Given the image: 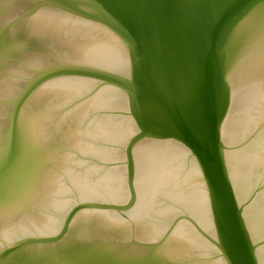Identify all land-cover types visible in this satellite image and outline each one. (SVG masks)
Returning <instances> with one entry per match:
<instances>
[{
  "label": "water",
  "instance_id": "obj_1",
  "mask_svg": "<svg viewBox=\"0 0 264 264\" xmlns=\"http://www.w3.org/2000/svg\"><path fill=\"white\" fill-rule=\"evenodd\" d=\"M80 82L101 84L149 137L184 142L226 263L264 264V0H0V131L48 85ZM129 202H78L60 231L0 248V264H81L20 249L57 242L76 212Z\"/></svg>",
  "mask_w": 264,
  "mask_h": 264
},
{
  "label": "bare ground",
  "instance_id": "obj_2",
  "mask_svg": "<svg viewBox=\"0 0 264 264\" xmlns=\"http://www.w3.org/2000/svg\"><path fill=\"white\" fill-rule=\"evenodd\" d=\"M79 84L48 85L27 102L24 120L12 128L8 138L4 142V139H0V228H7V231L4 232L8 234L11 231L8 228L11 227L13 221L22 223L25 220H33L34 207L38 203L40 204V201L47 204L51 200L50 191L52 194L58 193L57 185H49L46 180L52 168L55 171L54 167L61 168L63 166L66 145L76 144V150L82 155L94 153L99 156L113 157L114 152L111 151L110 145L109 151L100 149L104 151L102 152L97 150L95 146H89L88 141L93 137L99 143L108 144L122 141L132 132L135 133L134 125L128 118L123 120L122 127L115 128V130L107 124L104 126V123L99 125V121L89 122L92 120L90 113L92 114L95 109L102 108L105 110L110 106L123 107L122 103H118V98L112 103L108 99L105 100L103 96L105 93L100 88V92L98 90L81 108L76 109V114L67 119L65 125L59 127L60 133L58 129L56 130L58 127H53V134L49 135L50 120L48 117L52 110L49 103L54 98L59 100L63 92H75L74 90L78 89ZM129 110L138 126V131L134 135L132 134L126 149L131 167L128 180L130 186L135 169L131 165L128 148L142 138V141L149 143L143 149L142 155L144 157V165H142L144 172L141 188L146 191L147 195L141 201L137 197L136 202L133 203V207L136 206L135 212L132 211L134 213L132 227L135 237L137 239L147 238L148 240L151 239L150 237L154 238L159 229L151 224L152 221H148L149 218L154 217L151 214H163L169 209L177 208L189 215L186 217L190 222V218L193 217L194 222L201 227L194 223L202 232L204 239L196 235L185 220H181L173 226L171 232L168 230L158 239V247L155 243L156 248L153 246L151 251L144 256L138 252L137 244L120 246L118 250L122 253L119 254L118 250L111 253L112 247L107 242L102 246L95 244L97 246L85 249L82 246L87 243L101 240L102 235H111L115 232L114 229L117 225L116 219L113 217L97 212H85L76 216L75 221L71 224L72 228L69 229L68 227L66 234L58 242L51 245L26 246V248L23 247L22 251L49 253L58 261L71 256L74 261H81V264H95V262L100 261V258L108 256L116 258L118 255L122 257L125 264H227L222 251L221 237L220 234H217L218 223L216 218L214 219L213 207L210 198L208 199L209 195L206 193L207 189L200 168L184 142L165 136L163 138L149 137L154 134L131 108ZM114 121L116 122V120ZM59 136L61 137L59 138ZM105 144L102 145L105 146ZM140 144H144V142H140ZM140 144L136 147H139ZM184 153L188 154L186 160H183ZM86 172L81 173V175L76 174V186L84 194L93 192V187L99 183L97 178L88 181L85 178ZM112 178L107 175L101 181L110 182ZM140 183L138 182V184ZM51 187L55 191L49 189ZM137 187L139 186L137 185ZM130 191L132 200L135 197L133 191ZM111 193L113 192L111 191ZM131 200L130 202L133 201ZM209 201L211 207L208 210ZM21 219L24 220L21 221ZM169 226L168 228H170ZM126 229L123 234L126 233Z\"/></svg>",
  "mask_w": 264,
  "mask_h": 264
},
{
  "label": "rangeland",
  "instance_id": "obj_3",
  "mask_svg": "<svg viewBox=\"0 0 264 264\" xmlns=\"http://www.w3.org/2000/svg\"><path fill=\"white\" fill-rule=\"evenodd\" d=\"M90 83L80 82V84L78 85V89L74 90L75 92L73 91H70L71 93L63 92L64 94L62 93L63 96L61 95L62 97L60 96L59 100H57V98H54L52 100L53 102L51 101L49 103L52 106L51 107L52 110L50 113L51 115H49L48 117L49 118L48 120H50L49 126H48L49 135L53 134V127H58L56 128V130L58 129L60 133L61 130L59 127H62L63 125H65L66 123L65 121L69 118H72L76 114V109L81 108L89 100V98L92 97L100 88H102L101 89L103 90L102 92L105 93V95H103L105 100L108 99L109 101H111V103L115 102L114 100H116L117 97L114 96L111 92H109L106 88H103L101 84L99 85L98 82L96 83L90 82ZM67 84H71V83H67ZM101 90H99L98 92H100ZM118 103L119 104L122 103L123 107L121 108V107H111L110 106V108L108 109L105 108V110L102 108L95 109L94 111H92V114L90 113V117H92V120H90L89 122L99 121L98 122L99 125L101 123H104V126L107 124L111 129L113 128V130H115V128L122 127L124 123L123 120H125V118H128L133 123L134 125L133 130H135V133H136V131H138V126L136 124L137 121L135 120L134 116L131 114L129 107L126 104H124L121 100H118ZM27 104L28 103L24 104L21 108H19V113H17L14 127L20 121L24 120L25 108ZM102 117H103V120H102ZM8 119H9V116L4 117L1 131H0V139H4L3 142L8 138V134L6 135V132H8ZM114 120H116V122ZM110 123H113V124L111 125ZM135 133L132 132L133 135ZM132 134L127 136V138H125L122 141L119 140V141L111 142L108 144H105L102 142L99 143V141L93 139V137L91 138L90 141H88L89 146L90 145L95 146L97 150L102 151V152H104L105 150L109 151L111 147L112 149L111 151L114 152L113 157H107L108 155L99 156L94 153L88 154V155L87 154L82 155L80 152H78V150H76V146H75L76 144L66 145L64 149L65 151H64L63 159L65 162L63 166H61V168L54 167L55 171H53L54 169L52 168V170L49 173V177L46 180L48 181L49 185H52V184L57 185V189H59L58 193L52 194L50 191L49 195H51V200L47 202V204L42 203L40 201L41 205L38 203L34 207L33 209L34 214L32 215L33 220L32 219H30L29 221L25 220L22 223H18V221H13L11 227L8 228V229H11V231H9L10 234L4 232V231H7V228L6 229L0 228V248H2L3 246L4 247L11 246L15 242V240H17L20 237L26 236V235L51 234V233H56L60 231L64 223V219H65L67 212L70 210L72 206H74L78 202L79 203L88 202V201L99 202V203L100 202H111V203L126 205L125 203L128 200H131L130 190L133 191L132 193L134 194L135 198L132 199L133 201L131 200L132 202H129L130 206L124 210H120V211L119 210L118 211L116 210H104V211L103 210H82L79 212V213L97 212L102 215L113 217L116 219V224H117L116 228L114 229L115 232L111 233V235H102L101 240L99 239L98 241H95V240L91 241L92 243H87L86 245L82 246L83 248L86 249V248H90L91 246L92 247L97 246L95 244L102 246L104 245L105 242H107L112 247L111 248V253H112L114 251L117 252L118 248L122 245L137 244L136 247L139 248L138 252L142 253L144 256V255H147L149 251H151L153 246L154 248L158 247L159 246L158 239L168 230L169 232H171V229L173 228V226L176 223L180 222L181 220H185L189 224L193 232H195L196 235L204 239L202 232L198 230V228L194 225L195 222L193 220V217L190 218L191 219V222H190V220H188L187 218L189 217V215L185 214L184 211L178 210L177 208L169 209L167 212L163 214H158V213L151 214L154 217L149 218L148 221H152L151 224H153L155 228L159 229L158 232L155 233L156 236H154V238L150 237L151 239L148 240L147 238L137 239L135 237L134 235L135 233L133 232V227H132V223L134 221V218H133L134 213L132 211L135 210L136 206L133 207V203L137 199V197H139L140 199L139 201H141L144 199L143 197H146L147 195L146 191L141 188L143 185L141 181H143L142 176L144 172V166L142 167V165H144V157L142 156L143 149H145V147L149 143H145V141H142L143 139L142 138L138 142H136L134 145H131L130 148H128V155L130 156V162H131V165L134 166V169H135L132 175L133 176L132 185L129 186L128 184L129 183L128 182L129 169L131 170V167L129 163V157H127V154H126V149L129 144L130 138L133 136ZM60 137L61 136H59V138ZM140 142H144V144H140ZM102 144H105V146H103ZM138 144H140V146L136 147ZM100 149H103V150L105 149V150L103 151ZM183 156H184L183 160H186L188 154L184 153ZM137 169L138 171L136 172ZM84 172H86L85 178L88 179V181H90L91 179L94 180L95 178L99 179L98 180L99 183L93 187V192L87 193V194H84L83 192H81V190L76 186V176L81 175V173H84ZM107 175L110 178L113 177L112 180L106 183L102 182L101 180L104 177H107ZM138 182L139 183L141 182L140 183L141 186L140 184H138ZM137 185L139 187H137ZM49 189H52V187ZM52 190L55 191L54 188ZM111 191L113 193H111ZM206 193L208 195V192ZM208 199H209V196H208ZM55 204H56V207H55ZM209 205H210V201L208 203V210L211 207ZM29 213H30V210H29ZM79 213L76 212V215L70 219L69 229L72 228L71 224L73 223V221H75L76 216ZM209 215H211V213H209ZM22 220L24 219H21V221ZM195 224L199 226L198 223H195ZM168 226L170 228H168ZM125 229H126V233L123 234V231ZM127 231H128V234H127ZM155 243L157 244L156 247H155ZM48 245H51V244H48ZM23 249L24 248H22L21 250ZM75 253H76V250H75ZM119 253H122V252L118 250V254ZM69 258L72 259L71 256ZM98 263L100 264H117V263L125 264L122 260V257H120L119 255L116 258H114L113 256H108L102 259L100 258V261H98ZM98 263L95 262V264H98ZM130 264H133V263H130ZM158 264H164V263H158Z\"/></svg>",
  "mask_w": 264,
  "mask_h": 264
}]
</instances>
